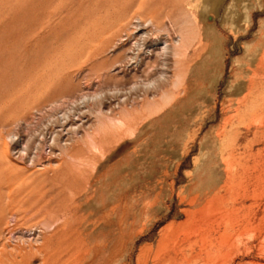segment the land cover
Listing matches in <instances>:
<instances>
[{"label": "rangeland", "instance_id": "obj_1", "mask_svg": "<svg viewBox=\"0 0 264 264\" xmlns=\"http://www.w3.org/2000/svg\"><path fill=\"white\" fill-rule=\"evenodd\" d=\"M123 9L153 20L154 48L196 37L188 83L153 117L140 85L97 79L119 38L78 53ZM81 94L128 124L93 146ZM0 152V264H264V0H0Z\"/></svg>", "mask_w": 264, "mask_h": 264}, {"label": "bare ground", "instance_id": "obj_2", "mask_svg": "<svg viewBox=\"0 0 264 264\" xmlns=\"http://www.w3.org/2000/svg\"><path fill=\"white\" fill-rule=\"evenodd\" d=\"M78 1V0H76ZM80 1V0H79ZM98 2V1H97ZM80 3V2H79ZM83 3V2H82ZM75 4H73L74 6ZM77 5V3H76ZM79 6V5H78ZM98 7V6H97ZM74 8V7H73ZM53 10V9H52ZM55 10V9H54ZM60 10V9H59ZM99 10V9H98ZM126 9L120 10L118 12L115 13H109L107 15V13H104V15H98L97 18H95L97 15H95V19L92 22V29H93V34L91 37H94L93 39L95 41L98 42V46L97 44L94 46H88L86 49H80L78 51V53L80 55H84L85 56V62L87 61H91L93 62V57L97 56L98 54L101 53V49L102 47H100L101 44H103V42L107 41L108 39H113V37H117L119 38V42L121 43V53H119V55L114 59L113 63H120L122 66V64L124 63V65H127L126 60L128 61V63L132 60V70L131 73L126 77V73L127 71H124V75L121 77L118 76H111L109 74V71H111V66L112 65H106L105 63H100V73L98 74L97 79L99 78L98 81H101L102 84H106L109 86V92H111L112 94L113 89L112 87L116 90V88H118L121 85H131V89L132 88H137V86H141L140 91H144V95H143V103L144 105L142 106L143 108H141V115L142 116H155L159 113H161L162 111L165 110V105L172 99L173 97V93L172 91L167 89V86L173 87V89L179 88L180 86H184L186 83H188L189 78H190V74H191V70L192 67L194 66L193 64V58H192V54L191 51L194 48L195 45V41H196V37L191 34L190 32H185L183 29H179L176 30L177 31V35H178V39H174L170 33V31L168 30L167 35L169 36V42L165 41V45L162 47L154 48L155 44L158 43V41L156 39L152 40V43L150 45H148V41H149V37L150 35L146 32V30L144 29L145 26L149 25V23H153V20H146V21H142V17L140 16H136L135 21H131L129 20V16L128 13L125 12ZM53 12V11H52ZM77 12V11H76ZM104 12V11H103ZM101 13V11L99 12ZM98 14V13H97ZM69 18V17H68ZM133 18V19H134ZM53 19V18H52ZM149 19V18H148ZM51 20V19H50ZM49 20V21H50ZM56 20V18H55ZM90 20V19H89ZM90 22V21H89ZM87 22V23H89ZM55 23V22H54ZM50 24V23H49ZM86 24V23H85ZM87 25V24H86ZM85 26V25H84ZM132 26V28H130ZM154 26V25H153ZM89 27V25H88ZM87 27V28H88ZM47 29V28H46ZM91 29V28H90ZM25 30V29H24ZM86 30V29H83ZM88 30V29H87ZM150 29H148L149 31ZM91 31V30H88ZM87 32V31H84ZM124 33L126 38L123 39L124 37ZM45 34V33H44ZM79 35V34H78ZM164 35V34H163ZM72 36V35H71ZM111 37V38H109ZM21 39V38H20ZM153 39V38H152ZM82 40V39H81ZM162 40V39H161ZM80 41V40H79ZM89 41V40H88ZM117 41V40H116ZM115 41V42H116ZM202 41V40H200ZM199 41V43H200ZM91 42V41H90ZM72 43V42H71ZM101 43V44H100ZM118 43V42H117ZM161 43V42H160ZM17 44V43H16ZM100 44V45H99ZM114 44V43H112ZM201 44V43H200ZM198 45V44H197ZM71 46V45H70ZM69 46V47H70ZM76 46V45H74ZM112 46V45H111ZM110 46V47H111ZM114 46V45H113ZM119 46V45H118ZM79 47V46H77ZM116 47V46H114ZM158 47V46H157ZM109 48V47H108ZM67 49V47H66ZM76 49V48H75ZM196 49V48H195ZM69 50V49H68ZM104 51V50H103ZM117 51V50H116ZM26 52V51H25ZM24 52V53H25ZM38 52V51H37ZM47 52V51H46ZM68 52V51H67ZM105 52V51H104ZM193 52V51H192ZM50 53V52H49ZM63 53V51H62ZM73 54V51L70 53ZM66 55V54H65ZM69 55V53H68ZM104 55V54H102ZM200 55V54H199ZM40 56V55H39ZM45 56H47L45 54ZM63 56V54H62ZM62 56H57L58 58H61ZM71 57V56H70ZM101 57V55H100ZM47 58V57H45ZM66 58V56H65ZM72 58V57H71ZM197 58V57H196ZM39 59V58H37ZM43 59V58H42ZM64 59V57H63ZM58 66L60 65V59H58ZM70 60V59H67ZM99 60V59H98ZM197 60V59H196ZM195 60V62H196ZM71 61V60H70ZM73 61V60H72ZM50 63V61H47ZM55 62V61H54ZM57 62V59H56ZM68 62V61H65ZM95 62V61H94ZM172 63L171 67H173V71L171 74H168L169 77L166 75L167 74V70L166 72L163 70L164 67L166 68L167 66L170 68V64ZM37 63V62H36ZM43 63H46L45 61H43ZM53 63V62H52ZM50 63V65L52 64ZM71 62H69L67 65L69 66ZM73 63V62H72ZM55 64V67H53V65ZM57 63H53L52 67L54 68V72H56L55 68L58 69V67L56 66ZM61 64H62V58H61ZM65 64V63H63ZM49 65V67H50ZM66 65V66H67ZM72 65V64H70ZM88 65V64H87ZM130 64L128 66H131ZM46 66V64H45ZM44 68H48V66H46ZM64 68L63 65H60ZM89 66V65H88ZM98 66V65H97ZM96 66V67H97ZM51 67V68H52ZM61 67V68H62ZM117 67V66H116ZM124 67V66H123ZM60 68V69H61ZM62 68V69H63ZM68 68V67H67ZM129 68V67H128ZM171 69V68H170ZM34 70V69H33ZM45 69L42 70V72ZM51 71H53V69H50ZM83 70V69H82ZM81 70V71H82ZM49 70L47 69V73ZM60 71V70H59ZM113 72V71H111ZM62 73V72H60ZM43 74V73H42ZM52 74V72L50 73ZM55 74V73H54ZM52 74V75H54ZM35 75V74H34ZM59 75V74H58ZM93 75V74H92ZM159 76V77H163V79H157L158 81H160V84L158 87L155 86V90L154 89H150V87L148 86L149 83L155 82V83H159L154 81V79L156 78L155 76ZM38 76V75H37ZM51 77V75H49ZM40 77V76H39ZM46 77V76H45ZM44 74L43 77L41 78H45ZM55 77H57V72L55 74ZM155 77V78H154ZM49 77L47 76L46 79H48ZM61 77H59L60 79ZM40 80V79H39ZM43 80V79H42ZM51 80H53L51 78ZM47 81V80H46ZM57 81V80H56ZM68 82V81H67ZM42 82H40L39 85H41ZM49 80H48V84H49ZM99 83V84H101ZM47 84V85H48ZM42 86V85H41ZM44 86V85H43ZM111 87V88H110ZM45 88V87H44ZM108 88V87H107ZM183 88V87H182ZM76 89V88H75ZM184 89V88H183ZM121 90V89H120ZM185 90V89H184ZM43 91V90H42ZM41 91V92H42ZM80 91V90H79ZM182 91V90H181ZM40 92V94H41ZM159 94V98L156 99L155 97L151 96V94ZM39 94V93H38ZM44 94V93H43ZM70 94V93H69ZM97 94V93H96ZM72 95V94H71ZM88 94H81V101L82 103L85 102V100L87 99V103L89 104V112L90 114H93V116L95 117V124L93 125V128L90 132H87L86 135V140L88 142H90L91 144H93V146H100L102 144L103 141H106L110 138V135L112 134L113 129H115L117 127V125H120L124 127V125L128 124V123H123V120L120 119L119 120V115H115L116 117L113 118L111 117V115H109V112H106L104 110V107H102V104L104 103L103 100L102 102L98 103V108L95 109L91 107L92 104H96L97 102L95 101V95H93V103L91 104L90 99L91 96H87ZM99 94H97L98 96ZM156 95V96H157ZM117 97V96H116ZM158 97V96H157ZM61 98V97H60ZM78 98V97H76ZM98 99V98H97ZM68 100V99H67ZM66 100V101H67ZM54 101V100H53ZM71 101V99H70ZM56 102V101H55ZM58 102H62L63 101H58ZM52 103V102H51ZM68 103V102H66ZM74 104V103H73ZM55 105V104H53ZM59 105V104H58ZM57 105V106H58ZM63 105V104H62ZM78 106V105H77ZM87 106V105H86ZM80 107V106H79ZM85 107V106H84ZM69 109V108H68ZM80 109V108H79ZM86 109V108H85ZM123 110V108H122ZM121 110V111H122ZM126 109H124L123 112H125ZM136 110V109H135ZM120 111V114L122 113L124 116L125 114L123 112ZM130 112V111H129ZM134 113V112H132ZM130 113V114H132ZM112 114V113H111ZM126 114L128 115V113L126 112ZM135 114V113H134ZM52 115V114H51ZM133 115V114H132ZM76 116V115H75ZM118 117V118H117ZM133 116H130V118ZM151 117V118H152ZM67 118V119H66ZM66 121L64 122V126H66L67 124H69L71 121V117L70 115H66ZM62 119V120H64ZM117 119V120H116ZM59 120V119H58ZM61 120V121H62ZM122 120V121H121ZM70 121V122H69ZM126 122V121H125ZM60 123V120H59ZM118 123V124H117ZM61 124V123H60ZM71 124V123H70ZM136 125V124H135ZM130 127V126H129ZM118 128V127H117ZM52 129V128H51ZM119 129V128H118ZM128 129V128H127ZM131 129V128H129ZM77 133V132H76ZM133 135H135V130H133ZM74 140V139H73ZM110 141V140H108ZM56 142V139H55ZM75 143V141H74ZM86 143V141H85ZM58 144V143H57ZM60 144V143H59ZM84 144V143H83ZM73 145V143H72ZM88 145V144H87ZM67 146V145H66ZM65 146V147H66ZM60 147V146H59ZM63 148L61 147V150ZM65 149V148H64ZM24 150V149H23ZM25 151V150H24ZM69 151V150H68ZM21 152V151H20ZM62 152V151H61ZM1 153V152H0ZM61 155V154H60ZM72 157V156H71ZM70 158V157H69ZM3 159V158H2ZM73 159V157H72ZM1 160V159H0ZM71 160V159H70ZM29 231V230H28Z\"/></svg>", "mask_w": 264, "mask_h": 264}]
</instances>
